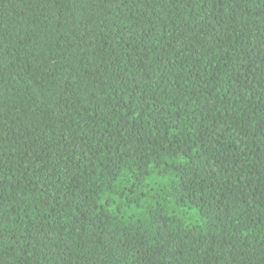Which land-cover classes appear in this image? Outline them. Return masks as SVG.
Returning <instances> with one entry per match:
<instances>
[{
    "label": "trees",
    "instance_id": "obj_1",
    "mask_svg": "<svg viewBox=\"0 0 264 264\" xmlns=\"http://www.w3.org/2000/svg\"><path fill=\"white\" fill-rule=\"evenodd\" d=\"M0 264H264V0H0Z\"/></svg>",
    "mask_w": 264,
    "mask_h": 264
}]
</instances>
